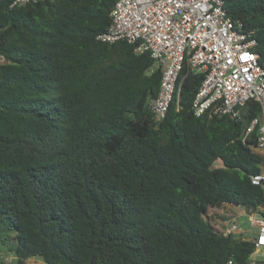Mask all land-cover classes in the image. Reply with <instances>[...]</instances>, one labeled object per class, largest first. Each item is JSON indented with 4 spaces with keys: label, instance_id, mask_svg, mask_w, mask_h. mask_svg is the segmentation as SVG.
<instances>
[{
    "label": "trees",
    "instance_id": "obj_1",
    "mask_svg": "<svg viewBox=\"0 0 264 264\" xmlns=\"http://www.w3.org/2000/svg\"><path fill=\"white\" fill-rule=\"evenodd\" d=\"M13 1L0 0V243L16 264H247L255 243L223 236L214 212L264 207L259 127L246 136L260 105L195 116L205 76L185 62L158 122L163 66L98 40L118 0ZM224 9L264 67V0Z\"/></svg>",
    "mask_w": 264,
    "mask_h": 264
},
{
    "label": "built area",
    "instance_id": "obj_2",
    "mask_svg": "<svg viewBox=\"0 0 264 264\" xmlns=\"http://www.w3.org/2000/svg\"><path fill=\"white\" fill-rule=\"evenodd\" d=\"M37 1L14 0L11 7ZM110 17L111 25L98 36L99 41H127L136 45L138 54L149 52L164 68L159 92L149 102L158 122L166 118L180 91L179 79L187 62L191 71L205 76L194 100L195 116L239 120L247 103L257 102L261 114L246 136L259 127L255 151L264 152V67L254 52L253 32L244 31L241 22L227 16L224 0H118ZM252 183L264 188V170ZM226 206L233 212L227 218L225 211L216 215V229L225 237L253 241L255 250L247 264H264V207L250 213L242 206ZM244 218L249 228L243 226ZM227 264L235 263L230 260Z\"/></svg>",
    "mask_w": 264,
    "mask_h": 264
},
{
    "label": "rangeland",
    "instance_id": "obj_3",
    "mask_svg": "<svg viewBox=\"0 0 264 264\" xmlns=\"http://www.w3.org/2000/svg\"><path fill=\"white\" fill-rule=\"evenodd\" d=\"M257 152L264 155V152H259V151H257ZM221 211H225V213H228V212H233V209L230 208V206H226L225 209H223V210H220V211L215 210L214 214L220 215L219 213ZM224 218H225V216H224ZM243 221H244L243 226L245 228H249V223L247 221V218H244ZM254 236H255V231H252V237H254ZM14 257H15L14 254L9 252L7 247L0 243V264H16V260ZM28 263L37 264V263H40V260L39 259H31L28 261Z\"/></svg>",
    "mask_w": 264,
    "mask_h": 264
},
{
    "label": "crops",
    "instance_id": "obj_4",
    "mask_svg": "<svg viewBox=\"0 0 264 264\" xmlns=\"http://www.w3.org/2000/svg\"><path fill=\"white\" fill-rule=\"evenodd\" d=\"M260 152V151H259ZM15 258V257H14Z\"/></svg>",
    "mask_w": 264,
    "mask_h": 264
}]
</instances>
